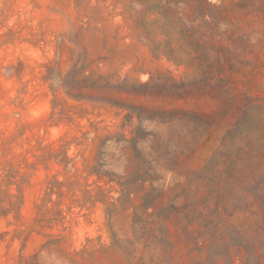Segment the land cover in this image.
Returning <instances> with one entry per match:
<instances>
[{
  "label": "rangeland",
  "instance_id": "374dc122",
  "mask_svg": "<svg viewBox=\"0 0 264 264\" xmlns=\"http://www.w3.org/2000/svg\"><path fill=\"white\" fill-rule=\"evenodd\" d=\"M135 1H125V8L120 0H0V264H203L196 219L184 218L182 204L188 200L189 210H197L201 196L208 199L211 189L201 187L197 176L206 175L203 166L228 124H207L215 111L207 93L179 97L165 89L195 74L151 56L133 20L139 15L153 30L157 15L146 10L160 5ZM207 2L222 3L228 12L226 42L237 53L226 67L233 93L264 108V0ZM162 30L156 40L176 44L168 39L167 23ZM80 57L88 70L111 75L131 92L124 96L140 104L134 107L140 122L130 109L74 100L56 81L45 80L47 65L65 74ZM18 62L24 65L21 74L9 77L4 68ZM176 108L205 117L158 110ZM262 119L244 124L252 143L264 137V114ZM64 142L72 159L66 167L55 159L38 161L43 150L60 158ZM98 163L100 178L88 173ZM139 174L147 178L145 188ZM53 176L77 184L64 186L62 197L45 195ZM151 186L155 205L144 206ZM89 196L112 204L91 203ZM76 201L87 202L80 208ZM57 209L62 220L52 214Z\"/></svg>",
  "mask_w": 264,
  "mask_h": 264
},
{
  "label": "trees",
  "instance_id": "16d2710c",
  "mask_svg": "<svg viewBox=\"0 0 264 264\" xmlns=\"http://www.w3.org/2000/svg\"><path fill=\"white\" fill-rule=\"evenodd\" d=\"M120 1L125 8H127L125 1L136 3L135 0ZM142 1L147 5L145 0ZM189 1L196 5H189ZM155 3L160 7L146 10V14L153 12L157 15V19L152 23L153 30L144 24L141 16L137 15L133 20L135 26L142 29V37L148 41L147 46L151 56L155 59L165 58L177 66L183 65L195 74L191 81L174 82L168 87L165 86V89L179 97L182 94L190 96L194 92L207 93L212 97V103L215 105V111L207 124H228L220 145L203 166L207 170L206 175L197 176L201 187L209 185L211 189L208 199L201 196L197 210L195 205L189 210L186 205L188 200L182 204V208L185 209L184 218L196 219L199 231L196 239L199 238L203 242L199 245V249L206 251L203 264H234L235 260L238 264H264V155L260 151L264 149V137L256 138L254 145L244 125L250 122L262 123L264 108L257 100L246 94L242 101H239L227 78L226 67H230L233 63L231 57L237 54L226 42L229 38V30L223 26V23L227 20V9L222 3L210 5L207 0H157ZM238 3L243 4L244 0ZM166 23L171 27L168 39L174 38L176 42L174 45L167 41L161 43L156 40L158 34L164 35L162 27ZM153 32L156 34L152 35ZM85 60L80 57L65 74H61L59 70L56 72L48 70L47 65L44 78L56 81L65 94L74 100L104 102L130 109L140 122L142 120L140 112L134 108L139 107L140 104L135 105L129 96H124L131 92L123 89L121 82L114 83L111 75L88 70L89 65ZM23 68V63L18 62V67L11 64L5 67L4 71L9 77L19 76ZM158 110L161 113H173L178 110L195 117L196 120L205 117L193 108ZM227 138L230 141L227 142ZM132 141L136 143L134 139ZM67 146L68 142L62 144V150L65 151L60 158L57 153L43 150L37 155L38 161L47 163L55 159L58 164L66 167L72 160L66 153ZM97 166L99 168L90 169L88 173H94L100 178L103 175L102 166L99 163ZM137 177L145 188L146 176L139 174ZM45 183V195L55 193L58 197H62L64 194L62 188L77 184V179L64 181L53 176ZM97 189L100 191V186ZM153 190L155 188L151 186L142 197L144 206L155 205L157 195L153 196L149 193ZM81 191L84 194L91 192L87 189ZM233 192L238 194L237 198L233 197ZM87 201L91 203L100 201L106 206L112 204L104 198L92 199L90 196ZM87 201L82 204L78 201L74 203L82 208ZM41 208V205L37 207L35 221H41L38 218ZM46 212H49L47 208ZM52 214L60 217L61 220L64 218L60 209ZM236 214H240L241 219L233 221Z\"/></svg>",
  "mask_w": 264,
  "mask_h": 264
}]
</instances>
